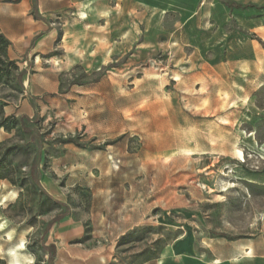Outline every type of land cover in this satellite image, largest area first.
<instances>
[{
    "label": "rangeland",
    "instance_id": "374dc122",
    "mask_svg": "<svg viewBox=\"0 0 264 264\" xmlns=\"http://www.w3.org/2000/svg\"><path fill=\"white\" fill-rule=\"evenodd\" d=\"M56 14L40 62L24 55L22 75L0 83V98L25 99L27 112L0 129V174L14 179H0L4 255L18 247L23 264H50L56 248L44 242L65 217L79 226L70 240L69 227L58 233L60 248H100L109 228L132 227L112 264L188 237L200 253L258 233L264 0H91ZM30 74L58 89L29 92Z\"/></svg>",
    "mask_w": 264,
    "mask_h": 264
},
{
    "label": "crops",
    "instance_id": "0c3cea01",
    "mask_svg": "<svg viewBox=\"0 0 264 264\" xmlns=\"http://www.w3.org/2000/svg\"><path fill=\"white\" fill-rule=\"evenodd\" d=\"M90 1L0 0V32L11 43L8 48V57L12 60H19L18 64L21 70L25 69L27 65V62H22L26 54L39 63L43 49L50 46V40L54 41V34L58 31L55 20H52L54 16L58 17L56 13L70 10L76 3ZM33 5L36 6L35 10L32 8ZM84 7L83 9H85ZM48 72V74H52L50 70ZM36 80L39 82L34 85ZM25 85L28 91L35 95L55 91L59 86L58 81L48 79L43 74H30ZM25 92L28 94L27 91ZM24 106L25 99L14 106L8 104L4 108L5 115L24 114L26 112ZM106 222L109 227L117 226L114 220L107 219ZM138 224L139 222H130V225ZM74 226L78 227L79 225L73 218L65 217L58 226L52 229L44 242L46 246L53 244L56 248L50 264H112L116 260V239L132 228L120 231L109 228L105 233L106 242L100 248L90 247L87 243L81 247L60 248V240H56L59 238L58 233L69 227L70 230L66 237L70 240L76 236L73 232ZM211 242L207 251L199 253L195 252L194 242L188 237L165 247L158 258L146 259L137 264H264V217L260 221V231L255 235L251 233L246 234L243 238L229 240L213 239ZM4 245L3 242H0V260H3L4 264H12L15 259V255L11 252L12 247L9 248V253L4 255ZM12 256H14L13 259ZM20 263L23 264L21 260Z\"/></svg>",
    "mask_w": 264,
    "mask_h": 264
},
{
    "label": "trees",
    "instance_id": "16d2710c",
    "mask_svg": "<svg viewBox=\"0 0 264 264\" xmlns=\"http://www.w3.org/2000/svg\"><path fill=\"white\" fill-rule=\"evenodd\" d=\"M10 44L11 43L9 39L2 32H0V83L8 82L13 72H17L18 75H22L23 73V71L20 70V66L18 65V62L8 57V48ZM7 104H8L7 101L2 100L0 98V129L3 128L9 131L19 124L21 118L19 119L14 115L6 116L4 112V108ZM3 145H5V142L0 143V146ZM16 152H17V148L15 146H11L8 147L6 154L15 155ZM2 165H3V160L0 159V167ZM0 179H9L11 182H14L13 177H9V175L0 174ZM66 215H67L66 213L58 215V217L55 218V221H59L61 218H63Z\"/></svg>",
    "mask_w": 264,
    "mask_h": 264
},
{
    "label": "bare ground",
    "instance_id": "6f19581e",
    "mask_svg": "<svg viewBox=\"0 0 264 264\" xmlns=\"http://www.w3.org/2000/svg\"><path fill=\"white\" fill-rule=\"evenodd\" d=\"M82 14L84 15V16H88V12L87 11H83L82 12ZM238 158H239V160L241 159V160H244V153H243V151L241 150V149H238ZM24 243H20L19 244V248H23L24 247V245H23ZM18 248V247H17ZM17 248L15 249V248H12L11 250H12V252H13V254L15 255V259L13 260V262H12V264H21L20 263V259L17 257Z\"/></svg>",
    "mask_w": 264,
    "mask_h": 264
}]
</instances>
